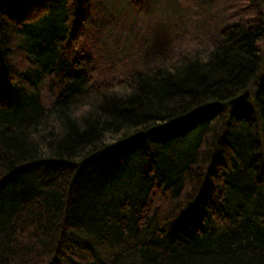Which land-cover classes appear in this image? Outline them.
<instances>
[{"label":"trees","instance_id":"trees-1","mask_svg":"<svg viewBox=\"0 0 264 264\" xmlns=\"http://www.w3.org/2000/svg\"><path fill=\"white\" fill-rule=\"evenodd\" d=\"M148 10L0 0V264H264V0L112 80L101 22Z\"/></svg>","mask_w":264,"mask_h":264},{"label":"rangeland","instance_id":"rangeland-1","mask_svg":"<svg viewBox=\"0 0 264 264\" xmlns=\"http://www.w3.org/2000/svg\"><path fill=\"white\" fill-rule=\"evenodd\" d=\"M104 1L107 5L118 2ZM144 1L150 2L151 10L140 14L136 20L125 21L110 14L105 15V20L101 22V28L105 27L107 33L103 35V58L99 61L111 63L112 80L118 81L128 72L144 69L149 64L158 66L160 61L152 64L158 47L162 55L160 63H163L171 60L174 54H180L175 48L189 54L209 46L212 35L217 34L218 29L209 27L206 21L212 18L211 23L215 25L222 22V13L227 10L231 0H176L173 3L176 11L173 6L167 8L169 0ZM155 2L157 6L153 9ZM42 88L43 94L50 98L49 85Z\"/></svg>","mask_w":264,"mask_h":264}]
</instances>
